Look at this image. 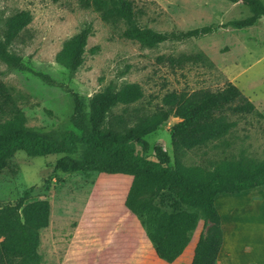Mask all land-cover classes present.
<instances>
[{
  "label": "rangeland",
  "instance_id": "374dc122",
  "mask_svg": "<svg viewBox=\"0 0 264 264\" xmlns=\"http://www.w3.org/2000/svg\"><path fill=\"white\" fill-rule=\"evenodd\" d=\"M133 1L139 24L171 34L169 40L148 47L125 38L123 23L104 21L94 8L83 7L79 0H0V31L18 11L28 10L33 17L10 50L32 69L47 73L58 82L49 85L33 72L0 59V82L15 96L26 125L49 141H60L66 131L79 132L72 121L75 103L69 89L79 93L86 108L92 110L96 94L137 83L143 96L136 102L114 106L104 123L119 133H127L164 106L167 93L218 90L231 81L262 115L231 116L238 123L229 134L179 154L174 151L171 127L181 119L171 115L156 131L145 136L151 146L148 155L154 158V147L161 144L173 164L199 167L206 172L225 163L251 169L263 166L264 17L254 26L235 28L223 25L252 14L242 2ZM87 25L92 26L93 32L84 61L70 75L57 62V53L65 40ZM208 25L213 29L207 34L183 39L173 36ZM7 117L6 112L0 111V122ZM63 155L31 157L19 151L11 167L0 173V206L16 203L27 190L29 200L48 199L51 203L49 226L41 231L42 263L167 264L157 256L140 219L125 204L133 176L55 171V162ZM221 195L217 202L224 214L226 230L228 222L231 224L228 238L237 243L241 256L243 253L258 259L264 234L250 237L245 220L251 211L236 205L223 211L224 197L231 194ZM259 212L264 218V211ZM210 226L211 222L206 224L202 218L195 235L207 233Z\"/></svg>",
  "mask_w": 264,
  "mask_h": 264
},
{
  "label": "trees",
  "instance_id": "16d2710c",
  "mask_svg": "<svg viewBox=\"0 0 264 264\" xmlns=\"http://www.w3.org/2000/svg\"><path fill=\"white\" fill-rule=\"evenodd\" d=\"M242 2L252 14L228 21L223 26L246 28L264 17V0H229ZM85 8H94L104 21L123 23L122 35L144 46L154 47L171 38V34L141 26L133 0H79ZM28 10L11 15L0 31V59L9 65L31 71L49 85L58 82L49 74L35 71L10 46L32 21ZM211 25L181 31L178 39L210 33ZM92 26L83 27L64 41L56 60L75 74L84 61ZM75 108L72 121L79 132L66 131L60 141H49L28 127L25 115L10 88L0 82V111L8 117L0 122V173L11 167L14 156L24 151L31 157L65 153L55 162L61 172L99 171L133 176L125 204L141 221L157 256L169 263L178 259L190 243L200 220L211 222L207 233H201L191 264H216L223 244L221 215L216 197L222 193H239L264 185V165L245 168L225 163L206 172L199 167L172 163V157L161 144L154 147V158L145 136L156 131L171 115L181 120L171 127L176 154L201 147L229 134L238 121L231 116L257 113L255 103L233 82L218 90L170 92L164 106L127 133L104 125L110 110L122 103L130 104L143 96L137 83L120 89L107 88L93 98L92 110L83 97L69 89ZM77 154V156H76ZM29 190L14 204L0 206V264H43L39 246L41 231L49 226L51 203L48 199L29 200Z\"/></svg>",
  "mask_w": 264,
  "mask_h": 264
},
{
  "label": "crops",
  "instance_id": "0c3cea01",
  "mask_svg": "<svg viewBox=\"0 0 264 264\" xmlns=\"http://www.w3.org/2000/svg\"><path fill=\"white\" fill-rule=\"evenodd\" d=\"M260 190V191H259ZM231 195H227L228 197H224L225 203L221 206L222 208L226 207L223 211L232 208V206L236 205L238 208H244V210H250V215L246 218L245 223L249 227L250 237L255 238V235L264 234V218L261 217V212L264 211V185L245 190L239 193H228ZM220 196H222L220 194ZM219 197V195L217 196ZM217 197L215 200L216 207L221 215L222 221V229H223V244L218 255V259L216 264H264V242L260 247L259 258L256 257H248L246 254L242 253V256L239 253V247H237V243L234 240H230L228 238V229L231 228V224L228 222L227 230H226V221L224 219V214L220 209V206L217 202ZM254 211V213H253ZM259 212V213H258ZM228 211V216H229ZM231 230V229H230ZM199 237L197 235L192 236V239L182 255L173 263L166 262L167 264H191L196 245L198 243ZM243 248V247H241ZM248 250L244 251L247 252ZM259 261V263H258Z\"/></svg>",
  "mask_w": 264,
  "mask_h": 264
}]
</instances>
